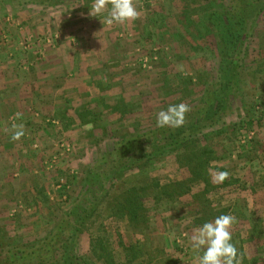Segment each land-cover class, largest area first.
<instances>
[{
    "label": "rangeland",
    "instance_id": "obj_1",
    "mask_svg": "<svg viewBox=\"0 0 264 264\" xmlns=\"http://www.w3.org/2000/svg\"><path fill=\"white\" fill-rule=\"evenodd\" d=\"M211 1L135 0L140 16L112 26L89 14L93 0L0 14L7 242L35 244L87 198L97 205L76 239L81 264H197L190 236L219 214L236 217L231 232L242 264H264V14L216 130L123 171L100 194L85 183L88 170L106 168L100 158L116 139L156 128L158 110L181 102L191 109L225 81L205 26ZM249 120L251 131L239 128ZM12 123L24 125L19 140L11 139ZM220 169L231 186L213 181ZM134 194L142 204L137 220L122 210Z\"/></svg>",
    "mask_w": 264,
    "mask_h": 264
},
{
    "label": "trees",
    "instance_id": "obj_2",
    "mask_svg": "<svg viewBox=\"0 0 264 264\" xmlns=\"http://www.w3.org/2000/svg\"><path fill=\"white\" fill-rule=\"evenodd\" d=\"M28 4L55 6L56 0H0V14H7L17 7L26 9ZM264 14V0H215L208 2L205 26L212 33L218 46L219 72H225V81H219L204 91L198 103L185 114V124L179 128H154L128 134L113 142L111 150L100 158L106 168L88 170L85 183L89 194L102 192L123 171L146 164L158 154L181 147L204 135L207 130H216L231 105V97L238 87V72L246 45L253 35L258 18ZM253 107V106H251ZM260 114L258 122H263ZM253 120L242 123L240 129L249 132ZM262 126V125H261ZM105 170V171H103ZM224 171L223 169H220ZM225 186L233 183L229 179ZM66 185L64 183L63 187ZM137 194L127 199L122 210L137 220L142 204ZM136 201V202H135ZM79 207L62 219L54 229L40 241L30 246L7 242L0 234V264H81L75 253L76 239L84 221L94 212L97 201L80 200ZM140 203V204H139Z\"/></svg>",
    "mask_w": 264,
    "mask_h": 264
},
{
    "label": "clouds",
    "instance_id": "obj_3",
    "mask_svg": "<svg viewBox=\"0 0 264 264\" xmlns=\"http://www.w3.org/2000/svg\"><path fill=\"white\" fill-rule=\"evenodd\" d=\"M91 16L102 17L107 26L135 21L139 16L135 0H93L90 8ZM186 103L170 104L155 113L158 128H179L185 124V114L190 111ZM15 114V119L20 118ZM22 123L11 124V139L19 140L23 135ZM227 171H219L213 175V181L222 183L227 179ZM236 217L232 214H219L211 220L203 222L195 228L190 236L191 248L197 255V264H242V257L233 242L231 232Z\"/></svg>",
    "mask_w": 264,
    "mask_h": 264
},
{
    "label": "crops",
    "instance_id": "obj_4",
    "mask_svg": "<svg viewBox=\"0 0 264 264\" xmlns=\"http://www.w3.org/2000/svg\"><path fill=\"white\" fill-rule=\"evenodd\" d=\"M96 64L92 65L93 67L95 66Z\"/></svg>",
    "mask_w": 264,
    "mask_h": 264
}]
</instances>
